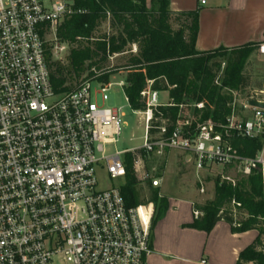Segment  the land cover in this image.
<instances>
[{"label":"built area","instance_id":"obj_1","mask_svg":"<svg viewBox=\"0 0 264 264\" xmlns=\"http://www.w3.org/2000/svg\"><path fill=\"white\" fill-rule=\"evenodd\" d=\"M85 13L74 0H0V264H145L151 205L128 210L119 188H99L97 178L101 170L110 181H122L126 155L137 180L153 188L159 181L145 171L144 157L170 150L187 155L197 173L219 168L247 178L259 171L264 181V147L248 159L235 146L264 138V107L249 105L264 104V74L260 89L240 109L233 99L221 123L193 117L190 110H202V103L179 106L180 119L168 135L166 122L153 120L158 92L147 89L145 111L134 112L143 116L141 147L109 154L123 125V115L104 106L110 85L90 80L56 95L45 58L48 35L58 45L57 27ZM255 52L264 57V43Z\"/></svg>","mask_w":264,"mask_h":264},{"label":"trees","instance_id":"obj_2","mask_svg":"<svg viewBox=\"0 0 264 264\" xmlns=\"http://www.w3.org/2000/svg\"><path fill=\"white\" fill-rule=\"evenodd\" d=\"M74 7L86 13L64 19L56 29V42L68 48L65 60L55 61L52 47L45 45L50 84L56 95L74 91L90 80L109 86V77L119 71L125 74L123 94L133 112L145 111L141 94L147 89L168 93L173 106L153 110V120H158L155 125L166 122L168 135L180 119L181 105L202 103V110H190L194 118L199 122H223L231 111L232 93L247 84L245 64L257 45L198 53V10L172 13L169 0H151L149 6L146 0H74ZM104 23L112 33L95 37ZM133 46L135 54L130 50ZM127 54L116 71H100L108 58ZM221 61L225 63L223 69ZM154 133V129L149 130V134ZM235 146L242 157L253 159L264 147V138L241 139ZM124 166L125 177L119 185L124 205L129 210L153 204L151 233L167 212L168 199L150 182L145 183L147 201L141 199L130 155H126ZM232 201L240 205L236 214L229 209ZM197 209L202 216L194 220L193 229L209 233L223 221L232 234L256 231L257 238L239 254L237 264H264V181L259 171L240 179L234 187L216 179L213 200Z\"/></svg>","mask_w":264,"mask_h":264},{"label":"crops","instance_id":"obj_3","mask_svg":"<svg viewBox=\"0 0 264 264\" xmlns=\"http://www.w3.org/2000/svg\"><path fill=\"white\" fill-rule=\"evenodd\" d=\"M150 1L146 0L148 6ZM169 10L199 11L195 42L198 53L264 43V0H226L223 5L210 6L207 2L200 6L198 0H169ZM162 93L168 101L160 106H165L169 97L168 93ZM165 152L181 155L194 169L182 152ZM161 179L157 178L159 184ZM193 213L191 202L168 198L167 212L150 233L151 252L145 264H237L239 254L257 238L256 231L232 234L223 221L216 223L209 233L193 229L191 225L196 220Z\"/></svg>","mask_w":264,"mask_h":264},{"label":"rangeland","instance_id":"obj_4","mask_svg":"<svg viewBox=\"0 0 264 264\" xmlns=\"http://www.w3.org/2000/svg\"><path fill=\"white\" fill-rule=\"evenodd\" d=\"M207 5H223L226 0H205ZM112 31L109 29L108 24L104 23L99 29L95 37L102 35H110ZM46 45L52 47L53 59L55 61L63 62L67 56L68 48L63 52L57 51V46L53 41V35L49 34L46 38ZM131 53H136V47L130 48ZM129 54L125 56H113L108 58L107 63L101 65L100 71L104 72L108 69H119L123 65L124 60ZM222 62V61H221ZM225 63H221V69H223ZM262 74H264V57H260L257 53H253L244 68V76L247 78V84L237 93H232V97L235 100V106L240 109L241 105L253 95V93L260 89ZM123 82L124 77L121 72L117 71L114 75L109 77V88L107 92L108 101L105 103V107L116 109L123 115V125L121 127V134L118 141L106 148L109 154L115 152L129 151L141 147L143 143V116L134 113L125 101L123 94ZM93 86H96L93 83ZM168 101L167 95L160 93L158 96V105L166 104ZM126 156L122 157L125 160ZM145 171L150 175L160 180V186L156 187L160 190L161 195L165 198L182 199L189 201L193 204L194 210L198 213V207H203L209 204L214 197V183L215 180H219L220 183H226L221 179V174L230 177L235 183H237L242 177L236 174L234 170H221L213 169L211 172L197 173L192 169V166L187 165L182 156L174 153H164L160 157L146 156L145 155ZM97 178L99 180V188H105L107 186H117L122 181H110L103 171L97 172ZM141 188V199L147 201L149 195L145 186V182L139 181ZM234 187L233 185H231ZM203 190V193L201 192ZM151 205L153 213V204ZM230 211L233 214L238 212L237 207L230 206ZM202 216V214H200ZM236 221L238 219L234 217ZM234 227H238L234 224Z\"/></svg>","mask_w":264,"mask_h":264},{"label":"water","instance_id":"obj_5","mask_svg":"<svg viewBox=\"0 0 264 264\" xmlns=\"http://www.w3.org/2000/svg\"><path fill=\"white\" fill-rule=\"evenodd\" d=\"M249 105H250V106H253V107H259V108L264 107V104H262V103H257V102H250Z\"/></svg>","mask_w":264,"mask_h":264}]
</instances>
